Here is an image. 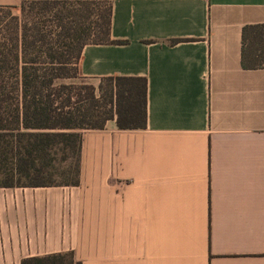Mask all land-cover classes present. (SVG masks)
Masks as SVG:
<instances>
[{"label": "crops", "instance_id": "0c3cea01", "mask_svg": "<svg viewBox=\"0 0 264 264\" xmlns=\"http://www.w3.org/2000/svg\"><path fill=\"white\" fill-rule=\"evenodd\" d=\"M256 23L264 0H111L119 41L86 43L78 69L144 76L146 126L82 128L78 184L0 185V264L66 251L82 264H264V66L241 64Z\"/></svg>", "mask_w": 264, "mask_h": 264}, {"label": "trees", "instance_id": "16d2710c", "mask_svg": "<svg viewBox=\"0 0 264 264\" xmlns=\"http://www.w3.org/2000/svg\"><path fill=\"white\" fill-rule=\"evenodd\" d=\"M4 9V11H3ZM14 10V11H13ZM111 0H20L0 5V185L78 184L82 128L147 120L144 76L81 75L86 43L110 42ZM241 64L264 66V23L244 25ZM82 264L71 251L20 264Z\"/></svg>", "mask_w": 264, "mask_h": 264}, {"label": "rangeland", "instance_id": "374dc122", "mask_svg": "<svg viewBox=\"0 0 264 264\" xmlns=\"http://www.w3.org/2000/svg\"><path fill=\"white\" fill-rule=\"evenodd\" d=\"M3 11H4V9H3ZM14 11V10H13ZM89 81H91V82H93V83H97L98 81L97 80H92V79H89V78H87Z\"/></svg>", "mask_w": 264, "mask_h": 264}]
</instances>
